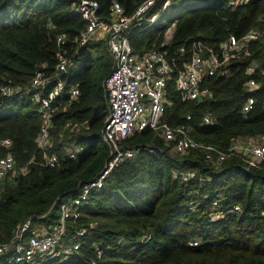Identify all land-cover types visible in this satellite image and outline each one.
I'll return each instance as SVG.
<instances>
[{"label":"trees","instance_id":"16d2710c","mask_svg":"<svg viewBox=\"0 0 264 264\" xmlns=\"http://www.w3.org/2000/svg\"><path fill=\"white\" fill-rule=\"evenodd\" d=\"M96 1L99 14L107 19L113 1L129 15L144 0ZM229 1L174 0L157 23L131 38L135 51L146 53L161 48L165 33L174 25L170 48L182 68L196 42L218 48L230 35L241 38L252 30L262 31V40L249 45L250 56L235 59L228 75L209 80L211 98L186 102L173 83L168 86L164 121L187 123L194 139L223 149L238 138L264 135V76L260 71L253 75L259 89L248 92L245 88L248 66L256 61L264 69V0L226 9ZM72 3L0 0V84L10 81L28 87L36 71L53 74L57 37L65 35V48L74 60L69 83L81 91L75 102L54 116L52 147L47 152L59 156L56 168L43 165L45 153L37 144L43 118L40 104L30 99L32 94L6 99L0 107V140L12 141L8 149L0 147V158L11 154L18 168L36 159L26 175H11L0 184V243L9 241L15 227L29 217L51 210L45 222H55L61 203L74 197L80 185L96 179L112 159L101 133L108 114L102 83L112 72L113 59L103 41H92L75 54L73 40L86 22L73 11ZM181 48L185 52L178 53ZM250 94L257 102L245 112ZM206 116L215 123L206 124ZM68 122L73 127L66 128ZM85 122L87 127H77ZM69 145L83 149L76 159L64 154ZM123 147H137L139 152L124 158L109 173L103 188L91 194L82 219L72 228L83 225L88 233L70 263L264 264V171H246L235 158L218 168L208 167L201 152L175 154L172 144L151 129L128 137ZM176 169H192L208 182L201 190L197 181L185 184L174 178ZM215 201L224 216L212 222ZM236 205L241 210L232 212ZM148 232L152 236L145 241ZM194 242L198 244L192 246ZM95 245L103 250L100 258Z\"/></svg>","mask_w":264,"mask_h":264},{"label":"built area","instance_id":"2783aa9c","mask_svg":"<svg viewBox=\"0 0 264 264\" xmlns=\"http://www.w3.org/2000/svg\"><path fill=\"white\" fill-rule=\"evenodd\" d=\"M248 1L230 0L225 8L235 9ZM72 2L73 11L80 14L86 22V28L73 40L76 46L75 54L92 41H103L113 59L112 72L102 83L108 102V114L101 133L102 141L111 150L112 159L96 179L80 185L74 197L61 203L55 222H45L50 210L46 215L29 217L19 223L13 230L11 239L0 243V264H75L70 263V260L81 250L82 238L88 233V228L80 225L73 231V226L78 225L91 194L103 188L104 181L112 169L124 158L133 157L139 152L137 147H123L124 141L146 129H151L171 143V151L175 154L201 152L208 167L218 168L229 159L235 158L242 161L246 171H264V135L238 138L228 148L223 149L194 139L191 135L192 128L187 123L171 125L164 121L169 104L167 94L170 83L174 84L176 91L186 102L211 98L209 80L228 75L235 59L250 56L249 45L251 42L262 40V31L252 30L241 38L230 35L218 48L196 42L191 59L179 68L170 48L174 25L165 33L161 48L140 54L131 44V38L157 23L161 16L169 11L174 0H144L129 15L119 2L113 1L107 19H103L99 14L100 6L96 0ZM57 44L59 49L53 74L47 75L44 70L36 71L28 87L10 81L0 84V107L6 99L25 98L30 94V99L40 104L43 124L37 144L45 153L43 165L48 168H56L60 163L57 154L47 152L48 148L52 147L51 129L54 127V116L81 96L79 86L69 83L74 60L65 48L66 36H58ZM183 52L185 48L178 50V53ZM45 67L43 65V68ZM257 71L264 76V69L253 61L247 68L250 78L245 88L248 92H255L260 87L253 77ZM256 102V97L250 94L243 106L244 111H251ZM191 118L192 116L188 115L187 121ZM204 121L206 124L215 123L209 116H206ZM87 126L86 122L77 124V127ZM71 127L72 122H68L66 128ZM11 145L10 139L0 140V147L8 149ZM82 151L81 147L69 145L66 146L64 154L70 159H76ZM35 160L32 158L26 165L18 168L11 154L0 158V181L11 175H26ZM172 174L185 184L197 181L200 190L208 182V178L192 169H176ZM199 192L196 191L197 194ZM219 204V201L213 203L214 212L210 213L212 222L224 216L218 211ZM240 210V206L236 205L232 212ZM262 217L264 218V211ZM151 236V233H145L143 240L147 241ZM197 244L191 243L192 246ZM95 252L99 258L103 254L98 245H95Z\"/></svg>","mask_w":264,"mask_h":264},{"label":"rangeland","instance_id":"374dc122","mask_svg":"<svg viewBox=\"0 0 264 264\" xmlns=\"http://www.w3.org/2000/svg\"><path fill=\"white\" fill-rule=\"evenodd\" d=\"M94 55V54H93ZM80 64V63H79ZM78 67V64L76 65V67L75 68H77ZM1 182H2V180L0 181V184H1Z\"/></svg>","mask_w":264,"mask_h":264}]
</instances>
